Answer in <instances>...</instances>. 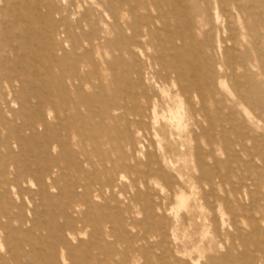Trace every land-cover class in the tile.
Instances as JSON below:
<instances>
[{
    "label": "rangeland",
    "instance_id": "374dc122",
    "mask_svg": "<svg viewBox=\"0 0 264 264\" xmlns=\"http://www.w3.org/2000/svg\"><path fill=\"white\" fill-rule=\"evenodd\" d=\"M0 264H264V0H0Z\"/></svg>",
    "mask_w": 264,
    "mask_h": 264
},
{
    "label": "bare ground",
    "instance_id": "6f19581e",
    "mask_svg": "<svg viewBox=\"0 0 264 264\" xmlns=\"http://www.w3.org/2000/svg\"><path fill=\"white\" fill-rule=\"evenodd\" d=\"M174 121V120H173ZM193 193V192H192ZM180 197V196H179ZM183 198H185V197H183ZM178 200V199H177ZM181 200V199H180ZM182 200H184V199H182ZM183 202H185V201H183ZM183 204V203H182ZM224 211V210H223Z\"/></svg>",
    "mask_w": 264,
    "mask_h": 264
}]
</instances>
